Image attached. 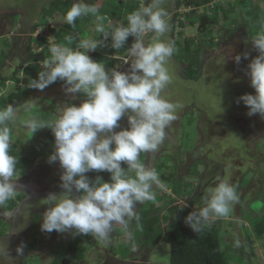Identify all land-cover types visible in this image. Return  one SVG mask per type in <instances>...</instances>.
Instances as JSON below:
<instances>
[{
	"label": "rangeland",
	"instance_id": "obj_1",
	"mask_svg": "<svg viewBox=\"0 0 264 264\" xmlns=\"http://www.w3.org/2000/svg\"><path fill=\"white\" fill-rule=\"evenodd\" d=\"M54 1L56 0H0V69L6 65L3 70L1 69L0 77H7L1 78L4 80L0 83V97H11L10 102L3 98L2 102H7V104L2 107L0 105V107L3 109L12 105L16 113L15 119L9 123L12 130L10 148L18 153L22 152L32 161L27 169L30 175L28 178H19L20 176L14 178L18 187L14 199H18L16 206L22 198L20 195H25L27 192L31 194L43 189L44 185L39 184L37 188L32 183L42 180L41 178L45 175L53 176L54 167L60 169L62 173L59 162H48L49 156L54 151V140L46 143L44 138H47L50 132H47V128H43L32 135L25 127L24 121L28 119L40 122L49 121L54 119L59 107L64 104H79L85 99L83 94H77L75 97L65 95L63 81L60 80L43 90L32 86L38 73L43 70V61L40 60L47 53L49 54L48 57L46 56L47 59L50 57L47 46L52 43L66 44L65 37L67 36L72 38L68 46L73 48L84 39L103 41L100 47L88 54L94 61L103 62L106 69H117L122 58H129L128 45L131 46L132 37H129L123 48L113 49L110 38L104 41L103 35L94 31L95 17L84 16L85 19L81 22L69 25L61 13L51 6ZM69 1L73 3V0ZM143 1L84 0L85 3L97 5L100 14L106 16L113 26L119 22L126 25L127 15L140 8ZM191 1L194 0H179L181 7L176 11L172 9L175 0H165L169 13L168 18L174 20L173 32L178 30L176 37L172 38L173 44L177 43L184 48L188 42L189 51L184 53L174 44L175 51L168 64L171 80L161 95L170 102L178 104L176 100L189 101L193 93L196 94L199 91L208 105L206 106L207 116L202 114L198 119L193 113L194 116L191 114L190 117L181 120L183 116L179 115L181 111L178 115L176 114L177 119L167 129L165 140L159 151L155 154H140L139 161L149 168H155L159 178L166 185V190L153 186L155 200L138 203L152 209L154 216L160 218L168 215L167 210L173 203L189 207L192 211H199L204 206L203 197L207 190L217 185L218 178H227L230 184L235 186L239 200L231 204L227 216L212 218L204 225L212 227L217 224L220 228L221 249L225 250V247L229 246L233 248L234 253L230 255L228 264H264V237L256 240L252 236V244L248 248L243 236V228L251 229L256 220L264 218V118L259 115L248 116L249 109L243 102L237 103L240 96L255 94L254 89L250 87V79L245 73L251 59L258 55L250 39L258 32L264 31V27L259 31L255 28L247 29L243 25L244 22H241V16L236 11V4L239 0H219L203 8L199 7L196 14H194L195 11L189 10L196 8V5L189 3L203 0ZM248 1L253 13H257L264 26V0ZM117 6L122 9H117ZM219 6L228 12L224 20L221 19L222 14L217 12ZM225 6H229L230 9ZM215 8L217 17H219L217 26L216 22L206 19L207 16H213ZM103 10L105 14L101 12ZM189 11H193L194 15L187 19L185 15L190 14ZM113 14L117 18L109 17ZM203 19H206V23ZM176 21H180L181 26L179 24L176 27ZM105 27L107 31L111 30L108 27V21H105ZM22 32L31 35L30 55H39V58L41 56L42 58L28 56L21 65V69H18L20 67L17 62L18 58L14 56V53L22 47L20 40V37L24 35ZM166 36L168 39V32ZM150 37L151 35L147 36L145 41L149 42ZM216 39L217 41L212 42ZM245 52L249 53L248 59L243 58ZM236 55H241L239 64L234 60ZM194 57L196 66L193 65ZM114 63L116 64L113 68ZM128 67L129 65H126L121 70L127 71ZM188 67L190 69H187ZM177 68L187 74L189 79L192 74L191 70L197 68L196 75L197 78H201V82L198 83L194 79V82L185 84L178 77ZM196 75L193 74V77L196 78ZM179 105L183 106L181 102ZM119 123L126 128V117ZM119 130L116 129V131ZM193 165H196L197 174L190 177L188 173ZM169 175L172 177L169 178ZM173 179L178 183H183L180 198L175 196ZM37 204H39L38 207L45 206L44 201H38L33 205ZM20 208L21 205L17 207L18 210ZM44 209L46 210V206ZM40 225L30 234L36 249L41 247L35 252L39 256L36 264H49L51 251L57 249L60 244L62 251H65L68 245L76 244L75 246L81 253L76 257L81 258L79 264H86L91 258L96 257V253L100 251L95 249H107V252L113 250L111 254L121 258H125L131 248L133 249V246L129 247L130 241L125 240L119 225L114 228L111 244L108 247L100 246L99 248L94 247L97 241L91 235H73L70 230L68 233L56 232L46 237L41 232L42 230L39 231ZM166 227L167 224H161L163 230ZM129 231L133 233L135 240L134 257L136 261L134 264H149V262L150 264H171L167 244L160 242L157 246L151 247L147 245L145 238H135V229L129 227ZM39 235L42 236L41 238H46L42 246H40ZM93 264L97 263L93 262Z\"/></svg>",
	"mask_w": 264,
	"mask_h": 264
},
{
	"label": "clouds",
	"instance_id": "obj_2",
	"mask_svg": "<svg viewBox=\"0 0 264 264\" xmlns=\"http://www.w3.org/2000/svg\"><path fill=\"white\" fill-rule=\"evenodd\" d=\"M164 3L165 0H144L140 8L127 15L126 25L119 22L113 26L100 14L97 5L84 0H73L66 12L69 25H74L82 16L95 17L94 31L102 34L104 41L110 38L113 49L123 48L129 37L134 42L128 48L129 58L124 61L129 65L126 72L106 69L103 62L89 56L103 41L84 39L73 48L68 46L72 38L67 36L66 44L49 46L50 57L43 61V70L32 86L43 90L60 80L65 95L83 94L85 99L79 104L59 107L54 119L49 121H24L32 135L43 128L51 130L54 151L48 162H59L62 169L59 185L62 191L50 193L43 200L46 210L40 225L42 231L68 233L71 230L73 235H91L98 244L108 247L114 228L119 225L125 240L133 241L129 224L136 220L140 227L137 203L155 200L153 186L166 190L155 168L139 161L141 153L159 151L166 130L177 119L178 105L161 95L171 80L168 64L175 51L173 42L166 36L170 25ZM105 21L110 31L106 30ZM149 34L150 41L146 43L145 37ZM250 40L258 55L251 59L245 74L255 94H244L237 103L243 102L249 109L248 116L264 118V31ZM248 57L249 53L245 52L243 58ZM234 60L239 64L241 55H236ZM15 116L12 105L0 109V209L15 199L18 190L14 179L17 158L9 154L12 131L9 123ZM125 117L126 128L119 123ZM89 172H107L110 177L108 181L101 176L91 180L86 175ZM203 200L204 206L199 211L190 212L184 218L193 232L200 231L212 218L227 216L231 204L238 202L239 197L227 178H218L217 185L207 190ZM3 215L12 219L15 213ZM132 246L135 250L134 242ZM23 247L16 248L14 258L8 245L0 241V264H17Z\"/></svg>",
	"mask_w": 264,
	"mask_h": 264
},
{
	"label": "trees",
	"instance_id": "obj_3",
	"mask_svg": "<svg viewBox=\"0 0 264 264\" xmlns=\"http://www.w3.org/2000/svg\"><path fill=\"white\" fill-rule=\"evenodd\" d=\"M212 0H203L197 3H189L194 4L196 7H200V5H206L207 3L211 2ZM236 4V11L241 16V22L243 21V25L247 29L255 28L256 30L263 29V25L261 24L260 18L258 17L257 13H253V9L249 4L248 0H239ZM188 3V2H187ZM121 3H119L120 5ZM51 6L55 8V11L61 13V15L65 18L66 12L69 8H71L72 4L69 0H57L56 2L51 3ZM226 8L230 9L229 6H225ZM115 11L117 9H122L117 6V9L114 8ZM222 14L221 19H225L227 17V10L222 7L217 8V12ZM105 14V11H101ZM215 10H213V16H207V20H212L213 22H217L219 17ZM102 13V14H103ZM187 14V13H186ZM194 15L192 12L190 14L185 15L186 18ZM110 18H117L116 15L109 16ZM84 16L78 18V21L81 22ZM188 19V18H187ZM217 20V21H216ZM76 25V24H75ZM255 33V32H254ZM213 42V41H212ZM211 42V43H212ZM182 52L186 53L189 51L188 42L184 48L177 43H175ZM47 53V57H48ZM95 55V54H94ZM195 63L193 65L196 66V58H193ZM193 67V66H189ZM187 69H190V68ZM196 71V70H195ZM192 71L190 77H193V74L196 72ZM36 79V77H33ZM26 83V82H25ZM1 85V84H0ZM12 95V94H11ZM5 98L9 102L11 101V97H0V105H6L7 102H2V99ZM0 107V109H1ZM47 132H50V135L47 138H44L46 143H49L52 140L53 134L50 129L47 128ZM9 154L13 155L17 158V176H24L27 173V169L31 166L32 161L26 157L22 152H16L14 149H9ZM122 167L127 168L126 165L122 164ZM196 165L192 166V169L189 171L188 175L190 177H194L196 175ZM91 180H94L96 176H101L104 180H108L110 174L107 172H89L86 174ZM172 176L169 175V178ZM174 185V192L175 196L180 198L182 196V185L183 183H178L173 179ZM22 197V195H20ZM19 196V198H21ZM17 200H10L7 205L2 209L5 212H10L16 207ZM168 215L159 217L154 216L153 210L149 209L145 206H142L138 203L137 213L139 215V228L137 227V221L133 220L129 225L130 229H135V238H145V242L147 245L151 247L157 246L160 242H163L169 246L170 252V263L171 264H228L229 257L234 253L232 247H225V250L221 249V245L219 242V235H220V228L217 224L214 226H206L203 224L202 228L198 232H193L191 228H189L185 222L184 218L188 215V213L193 212L189 207L183 205H175L174 203L170 206L167 210ZM167 224V227L163 230L161 228V224ZM243 236L244 241L247 243L248 248L252 244L251 237L254 236L256 240L262 239L264 237V218L255 221V225L251 230L247 229L246 227L243 228ZM135 243V240L131 241L130 246ZM74 245V244H73ZM76 245V244H75ZM69 245L68 253L69 255H73L78 257L81 255L79 250L76 246ZM250 251V250H249ZM253 254V252L251 251ZM64 257L60 255V259ZM254 257V256H253ZM252 257V258H253ZM55 264H60L59 259L55 261Z\"/></svg>",
	"mask_w": 264,
	"mask_h": 264
},
{
	"label": "flooded vegetation",
	"instance_id": "obj_4",
	"mask_svg": "<svg viewBox=\"0 0 264 264\" xmlns=\"http://www.w3.org/2000/svg\"><path fill=\"white\" fill-rule=\"evenodd\" d=\"M56 1H54V2H56ZM178 2H179V0H177V1L175 0L174 5H172L173 10L177 11V9H180L181 6H180V3H178ZM143 3H144V1H143ZM208 4L209 3H207L206 5H200V7L203 8L204 6H207ZM163 7L167 8V5L165 6V3H164ZM168 7H169V5H168ZM193 9L194 8L189 9V10H193ZM4 12H6V10ZM7 13H10V12H7ZM168 21H169V25H170V30L168 31V39L171 42H173L172 38L176 37V35L178 34V30H175L173 32L174 20L173 19L170 20L168 18ZM203 21L206 23V19H203ZM175 23H176V27L179 24L181 26L180 21H176ZM17 27H19V26H17ZM200 28H202V27H200ZM26 33H29V32H26ZM22 34H24V33L22 32ZM149 35H151V34H149ZM30 37H31L30 33L28 35L24 34L22 37H20L21 38L20 40L22 42L21 43L22 47L21 48L19 47V50L14 53V56H17V58H18L17 62L20 66L18 69H21V67H22L21 65L25 62V59L28 56L29 57L35 56L38 59L42 58V56L39 58V55H32V54L30 55V53H31V49H29L31 46V42H30L31 38ZM18 39H19V37H18ZM212 41H217V39L212 40ZM130 42L132 44L134 42V38H131ZM225 45H227V44H225ZM47 47H49V46H47ZM35 54H38V53L35 52ZM46 56H47V54L40 61L46 60L47 59ZM32 61H33V59H32ZM124 61H125V58H122L121 63L119 64V68H117L119 71H123L121 69L127 65L124 63ZM4 66H6V65H4ZM4 66L1 67L2 70H3ZM1 69H0V71H1ZM177 71H178L177 72L178 77L182 81H184L185 84H190L191 82H194V79L198 83L201 82V78H197V75H196V73L198 71L197 68L192 69V71L196 72L195 73L196 78L192 77L190 79H189L188 75L185 74L184 72L180 71V69L177 68ZM201 77L203 78V76H201ZM1 78L5 79L7 77L1 76L0 80H1ZM3 80H1L0 83ZM202 82H204V81H202ZM196 94H198V96ZM196 94L193 93V95L190 97L189 101L176 100V101H178V104H176V105H178L176 114L178 115L182 111L179 114V115H183L180 118L181 120H183L185 117H190L191 114H192V116H194L193 113L196 114L198 119L200 118V116H202V114H204V115L206 114L207 109H208L207 108L208 105L205 102L204 96L202 94H200L199 91ZM210 95H212V94H210ZM180 102L183 104V106L179 105ZM206 116H207V114H206ZM197 122L199 123V121H197ZM196 128H197V126H196ZM53 140H54V137H52L51 141H53ZM43 175H44V173H43ZM29 176L30 175L28 173H26L24 176L19 177V178H23V177L28 178ZM47 176L45 175L44 178H41L42 180H38L34 184L32 183V185L36 186L37 188L39 187V184L44 185L43 187L41 186L43 189L39 193L36 194L35 192H33L34 194L31 193L32 194L31 195L26 191L27 194L22 195V198L18 202V205L13 210L10 211L12 213H15V215L12 219L6 218V216L3 215V213H5V211L0 209V217H2V218H0V241H4L8 245L9 253L14 258L17 257L16 251H15L16 248L18 246H21V245L24 246L23 247V255H21L17 258V264H29V263L30 264H36L38 259H39V256H37L35 254V252L41 247L36 249L35 244H33L34 242H32V237H30V234L32 233L33 229H36L41 224L43 214H40V213H44L45 206H42V207L39 206L38 207L39 204H37V205H33V204L37 203L38 201H43L44 199H46V197L50 193L59 194L62 191V189L59 187V185L61 183V181H60V176H61L60 169H57L54 167V175L48 176V177ZM24 189L26 190L27 188H24ZM74 195H79V194L74 193ZM16 200L18 201V199H16ZM20 205H21V208L18 210L17 207ZM26 211H28L27 214H26ZM19 229H20V231H17ZM40 230H41V227H40L39 231ZM41 232L43 234H45L46 237L50 234L56 233V231H53L51 233L44 232V231H41ZM70 233H72V231ZM41 237L42 236H40V238ZM45 239L41 238L39 240V242H41L40 246H42L43 243L45 244ZM70 242H68V243H70ZM129 243L131 244V241ZM85 246L86 245H84V247ZM100 246H102V245L95 242L94 247L99 248ZM129 247H132V246L129 245ZM68 248L69 247H66V250L62 251L63 248L60 244L57 247V249H55V250L53 249L51 251L52 256H51L50 260L48 261V263L49 264H55V261L59 259L60 264H79L81 261V258H76V256H73V255L70 256L68 253ZM95 250L100 251V252L96 253V257L91 258L90 261H88V263H86V264H93V262L94 263L96 262L97 264H134L136 261L135 257H134V250L132 248H131V251L128 253V255L125 258L118 257L117 255H114L115 256V258H114V256L111 254L113 252V250H112V252H107V249L101 250V248L99 250H97V249H95ZM104 254L106 256H103ZM60 255H62L64 257H62L60 259ZM76 260H77V262H76ZM82 260H83V258H82ZM149 264H150V262H149Z\"/></svg>",
	"mask_w": 264,
	"mask_h": 264
},
{
	"label": "crops",
	"instance_id": "obj_5",
	"mask_svg": "<svg viewBox=\"0 0 264 264\" xmlns=\"http://www.w3.org/2000/svg\"><path fill=\"white\" fill-rule=\"evenodd\" d=\"M195 1V0H194ZM194 1H191V2H194ZM219 0H212L208 5H211V4H213V3H216V2H218ZM207 5V6H208ZM200 8L198 7V8H194V10L193 11H195V13L194 14H196L197 13V11L199 10ZM193 11H190V13L191 12H193ZM128 48H129V46H128ZM114 66H115V64H113V68H114Z\"/></svg>",
	"mask_w": 264,
	"mask_h": 264
},
{
	"label": "water",
	"instance_id": "obj_6",
	"mask_svg": "<svg viewBox=\"0 0 264 264\" xmlns=\"http://www.w3.org/2000/svg\"><path fill=\"white\" fill-rule=\"evenodd\" d=\"M35 192L39 193L40 191H35Z\"/></svg>",
	"mask_w": 264,
	"mask_h": 264
}]
</instances>
